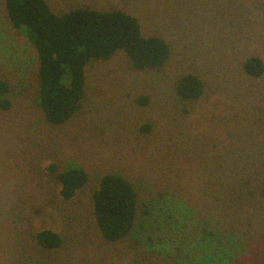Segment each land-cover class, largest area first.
Returning a JSON list of instances; mask_svg holds the SVG:
<instances>
[{
  "label": "rangeland",
  "instance_id": "rangeland-1",
  "mask_svg": "<svg viewBox=\"0 0 264 264\" xmlns=\"http://www.w3.org/2000/svg\"><path fill=\"white\" fill-rule=\"evenodd\" d=\"M47 1L58 13L125 10L172 53L160 69H138L121 52L94 61L82 108L51 124L38 102L35 49L0 0V79L10 88L0 94V264L263 261L264 73L253 77L244 64L264 60V0ZM190 72L208 82L191 102L174 90ZM70 161L92 181L65 200L51 169ZM112 171L139 189L137 224L117 241L96 225L92 197L99 175ZM41 228L58 231L62 247H39Z\"/></svg>",
  "mask_w": 264,
  "mask_h": 264
},
{
  "label": "trees",
  "instance_id": "trees-1",
  "mask_svg": "<svg viewBox=\"0 0 264 264\" xmlns=\"http://www.w3.org/2000/svg\"><path fill=\"white\" fill-rule=\"evenodd\" d=\"M5 6L14 27L35 49L38 102L51 124L68 122L82 108L88 95L87 68L94 61L108 60L121 52L138 69H160L171 57L172 47L167 39L144 34L140 20L122 9L78 6L58 13L47 0H6ZM244 67L249 75L259 77L264 73V60L251 56ZM206 86L207 80L190 72L178 78L174 90L181 100L191 102L203 95ZM9 90L7 80L0 79V94ZM149 100L148 96H141L138 104L145 106ZM1 105L6 110L10 108L7 99ZM153 127L152 122H147L141 129L150 132ZM51 170L56 173L60 195L65 200H72L92 181L90 172L75 161ZM92 197L96 225L107 240L117 241L134 231L139 215V189L135 182L118 172H104L98 177ZM34 236L37 245L46 250L63 245V237L54 229H38ZM258 264H264V260Z\"/></svg>",
  "mask_w": 264,
  "mask_h": 264
}]
</instances>
